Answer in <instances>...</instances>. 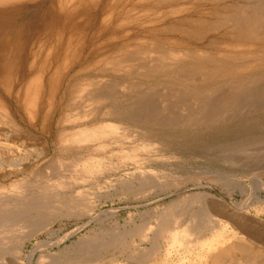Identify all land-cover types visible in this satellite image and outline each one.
Wrapping results in <instances>:
<instances>
[{"label": "rangeland", "instance_id": "obj_1", "mask_svg": "<svg viewBox=\"0 0 264 264\" xmlns=\"http://www.w3.org/2000/svg\"><path fill=\"white\" fill-rule=\"evenodd\" d=\"M154 1L95 0L74 31L62 30L65 17L53 18L50 0L0 17V40L25 34L4 72L10 79L0 77V207L20 210L27 205L21 203L37 201L30 214L15 211L21 214L11 218L14 225L2 221L0 264H139L140 258L141 264H206L208 257L197 260L161 229L168 215L172 232L197 226L207 207L264 231V49L224 44L222 30L186 49L179 34L165 29L183 26L179 20L187 17L214 20L215 6L250 0H182L178 6L187 7L178 12L158 9ZM158 41L176 50L173 58L153 50ZM137 49L158 55L136 61ZM212 68L220 74L206 81ZM38 76L37 97L26 95L23 88ZM90 86L102 87L104 96L117 94L96 101ZM161 89L190 90L184 104L192 118L179 108L182 120L151 131L118 117L134 115L141 102H157ZM226 94L228 106L210 121L207 110L196 107L200 96L215 102ZM30 95L37 101L27 108ZM214 219L228 227L231 240L256 243L227 217Z\"/></svg>", "mask_w": 264, "mask_h": 264}, {"label": "bare ground", "instance_id": "obj_2", "mask_svg": "<svg viewBox=\"0 0 264 264\" xmlns=\"http://www.w3.org/2000/svg\"><path fill=\"white\" fill-rule=\"evenodd\" d=\"M36 1H39V0H0V17L4 16L5 13H8L9 11L13 12L14 9H17L19 7H23L25 5L28 6V5H30V3L35 2V4H36ZM155 1H154L153 5H156L158 7V9L162 8V7H167V6L171 7L170 10H169V8L166 9V10H168V12L169 11L170 12L171 11L172 12L173 11L174 12H178L179 10H182L181 6H185V5L178 6L180 4V1H182V0H157L156 2ZM94 2H95V0H60V2L58 3V0H50V2H49L50 3V8H51L50 14L53 15V18L56 19V20L57 19H62V17L63 18L65 17L64 20H66V21L64 23V26L62 27L63 31L79 30L83 26V21H82L81 18H84V16H82V15H85V14L89 15L90 13H92V11L94 10V7H95L94 6L95 5ZM40 3L44 4V2H40ZM41 4H40V6H41ZM44 5H46V4H44ZM66 7L67 8L70 7L71 11L69 13L66 12L67 9H64ZM185 7H187V6H185ZM44 9H46V8H44ZM45 12L44 11H39L38 17L43 16L45 18L46 15H47V12L46 13ZM162 13H164V12H162ZM210 13H211L210 15H213V16L209 15V17H213L214 20L204 19V17H199V16H197L195 18L194 17H190V20H189V19H187L188 18L187 17L186 19L179 20V22L180 21L185 22L183 26H180L179 25L180 23H170L167 27H165V29L167 28L170 31H173V32L175 31V33L179 34L180 39L182 40L181 42L184 44L185 48L187 47L189 49H191L190 45L192 44V42L203 39V37H205L208 33H210L211 31H215V30L216 31L217 30H222L223 31V33H222V38L223 39L220 42H222L224 44L227 43L229 46L252 48L254 50L256 49L257 51H261V50L264 49V0H250L249 3L246 4V5L236 4L235 3L234 5L233 4L232 5H226L225 4V6L224 5L217 6V7L215 6L213 11H211ZM31 26H32L31 24L27 25L26 28L30 29ZM24 36H25V34L18 33L15 40L12 39L10 36H7V35L3 36L1 38V40H0V49H2V50H0V71H1L0 72V77L1 78L4 77L3 81L5 83L8 82V80L11 77V75H8V72L5 75L4 72L7 71L10 68V66H9L10 63L9 62L11 60V55L15 51V49L24 46V42H23L24 41L23 40ZM188 41H189V43H188ZM163 43L164 42H162V44H161V42L158 41V43H155L154 45H152L153 50L156 51L158 54L165 53V54L168 55V57L173 58V52H175L176 50H174L171 47L169 48V46H167V45H165ZM209 44H211V43H209ZM145 51L146 50L143 51L142 49L138 50V51H136L135 56L133 55L134 57L133 56H130V57H133L134 60L137 61L139 59L151 58L154 55H158V54H153V55L151 54L152 56L150 57V56L147 55L148 52L146 51L147 53H145ZM149 53H151V52L149 51ZM219 54H220L221 57L225 55V54H223L221 52H217L216 53V55H219ZM220 56H218V57H220ZM233 56H234V54H233ZM233 56L229 55V57L234 58ZM122 57H123V60L127 59V58H125L126 56L125 57L122 56ZM130 57H128V58H130ZM133 58H130V60L132 61ZM123 60L120 59V62L123 63L125 61V60L124 61ZM116 63H118V62H116ZM125 63H126V61L124 62V64ZM149 63H147V64H149ZM139 64L140 63H138V65ZM144 65H146V64H144ZM210 66H211V64H210ZM158 67H159V65H158ZM205 67H206L205 64L202 65V68H205ZM191 71H192V69H191ZM203 74H204V72H203ZM218 74H220V71L218 72L216 69H213V68L211 70L209 69V70H207V73H206V76H205V80L206 81H211L213 79H216ZM229 74H230V72H229ZM219 76H221V75H219ZM189 80H190V77H189ZM39 82H40V79H39V76H38V77L35 78L34 82L28 83L29 85L26 84V86H25L26 88L25 87L23 88V89H26V92H28V94H27L24 91L26 93V95H29V93L35 95L37 93V92L34 93V90H33V87L35 88L34 85H36L37 86L36 88H38V89H36V91L38 90V92H40L42 87L40 88V85H39L40 83ZM96 82H97V80H96ZM116 83H117V81H116ZM93 84L96 85V87H97V85L99 83L96 84V83H94V81L89 82V85H93ZM89 85H88V87H89ZM107 85H106V87H107ZM114 85L113 84H109L108 85L109 89H110V87L114 88ZM237 87H239V86H237ZM241 87L243 88V86H240V88ZM98 88H100V86ZM101 88H100V91L102 90ZM178 88H180V87H178ZM196 88H198V87H196ZM171 89H173V88H171ZM237 89L238 88H236V90ZM91 90H94V91H92L93 93L91 92L92 94L90 93ZM91 90H89V93L92 95V98H94V100H96V101L99 100L101 102L104 101L105 99H108L109 97L110 98L115 97L116 94H117V93H115L114 95L104 96L103 92L101 91L102 92V94H101L98 89H94V88L92 89V87H91ZM161 90L164 91V89H161ZM211 90H212V88H211ZM163 91H162V93H160V92L157 93V95H159V99H154L153 98V100H156L157 102H155V101H153V102L144 101V102H141V103L138 102L139 104L135 105L136 109H134V110H137V112H135L134 115L130 116V114H129V116H127L125 113H119L118 117L120 119L124 120L125 122H127L129 125H132L133 127H139V128H142V129H145V130H151V131L152 130H156V129L161 128V127L163 128L166 125H170V123H172V122H179L180 120H182V117H183V115H182V117L178 116L179 115L178 112L181 111V110H179V108H181V109L184 108V110H185L186 103L184 104V100L187 98L186 96H188L187 94L189 93L190 90L185 91V92L183 90H180V91H175L174 90L175 93H173V91H169L170 92L169 94H167V92H168L167 90H166L167 92L164 91L166 93H164ZM209 91H210V89H209ZM196 93H197V91H196ZM196 93L194 92L193 95L196 94ZM205 93H207V92H205ZM226 93H228V92L226 91ZM223 94H225V93H223ZM191 95H192V93H191ZM203 95H204V93H203ZM229 95L228 94H226L224 96L222 95L223 97L219 98L215 102L214 101L210 102L207 98H205V97L203 98L202 96H200V98H197L196 107L200 108V110H201V108L202 109H206L207 112H208L207 116L209 117V121H210V120L213 119V117L215 116L216 112L219 109H223V108L228 106L227 104L229 102V99L231 98V97L229 98ZM31 96L32 95H30V97ZM35 96L37 97V95H35ZM36 97H31L32 98L31 101H29L27 99L28 102L26 101V103H24L22 101L23 105H26L27 108H29L30 105L31 106L33 104L36 105V101H37ZM195 97H197V96H195ZM27 98H29V97L27 96ZM216 98L217 97H214V99H216ZM106 101H108V100H106ZM187 101H188V99H187ZM231 102H232V100H231ZM133 103H135V102H133ZM187 103H190V102L188 101ZM191 103H193V102H191ZM195 104H196V102H195ZM188 106L189 105L187 104V108H188ZM192 106H194V105H192ZM139 107L140 108L142 107V108L139 109ZM196 107H195V109L197 110ZM33 109H31V111ZM175 109H177L178 111L175 110ZM190 109L191 108H189V110L188 109L186 110V114L188 113L187 115L185 114L187 116V118H192V116H193V112H191ZM173 110H175L177 115L174 116L175 112ZM193 110H194V108H193ZM33 111H35V109ZM113 111H114L113 109L110 110V112H112V113H113ZM188 111H190V112H188ZM114 113L116 114V112H114ZM118 131H119V129H118ZM126 134H127V136H132L133 132H128V133L126 132ZM84 138H86V137H84ZM88 138L92 139V137H90V136ZM88 138L84 139V141L85 140L87 141ZM80 141H82V140H80ZM262 186H263V189H264V183L262 184ZM29 200H31V199L29 198ZM1 202H2V200H1ZM35 202L37 203L36 200H35ZM35 202L34 201H32V202L30 201L28 203H26V202L21 203V204H25V205L27 204L25 207L24 206L21 207V208H24V211H22V213L26 214L28 212L30 214V212H31L30 209L33 208ZM18 206L20 207L21 205H18ZM21 208L19 210L18 207H17L19 212H21ZM215 208L216 207H214V208H212V207L205 208V211L202 213V215H200V216H202L201 219L203 221V223L202 222L200 223L201 225L198 223L197 226H194V227H191V228L188 227L187 229H182V230L174 231V232H172L171 228L169 227V223H168L169 219H167L169 217V215H168L169 213H168L167 214L168 217L167 218L165 217L166 218L165 219L166 220V224L163 225L164 227L161 229V233H163V234L167 233V235L169 234L170 237H171V240L173 241L174 244H179L181 247H184L186 249V252L189 253V254L195 255V258L197 260H202L204 257H208V260H207L206 264H223V262L225 260H229L232 264L237 263L238 261H241L243 264H264V254L262 252V250H264V231L262 229L256 227V226H254L250 222H248V220L246 221L245 218H240V217H237L235 215L222 213V212H220L219 210H217ZM16 210L13 209L12 205H6L5 207L4 206L0 207V226H1V223L3 224L2 221H5V219L7 220L8 218H10V219L14 218L13 219L14 221L16 219H18L17 216H20L21 213L18 214L17 212H15ZM215 216L216 217L218 216L220 218L221 217H225V218L227 217L232 222H234V224L239 229L241 228V230L244 232V234L246 233L247 236L255 239L256 243H254V242H252V241H250L248 239H247L248 243L240 242V241H236V240H231L233 236H230V234H228V232H227L228 227L226 229V226L224 224L220 223V221H222L221 219L215 220L214 219ZM10 219H9V221H10ZM12 219H11L10 222H13ZM9 221H8V225H10V224L14 225L15 224L14 222L9 224ZM198 221H200V220H198ZM209 221H210V223L213 222L214 224H213V226H211L208 229V225L210 224ZM5 223H7V221ZM10 230L12 231L13 229L11 228ZM130 231H132V229ZM31 235L32 234H30L29 236H31ZM138 235H139V233L132 234V236H131L132 237V241H135L134 239ZM25 238H23V239H25ZM144 238H147L146 234H143V237L140 236V241H143ZM117 260L113 259V260L110 261V263H112V264H120V261L118 262ZM147 260H149V259H147ZM136 261H137V263L141 264V263H143L144 259L140 258L139 260H136ZM76 262H77V260H76ZM78 264H79V262H78ZM80 264H82V263H80ZM97 264H99V263H97Z\"/></svg>", "mask_w": 264, "mask_h": 264}]
</instances>
